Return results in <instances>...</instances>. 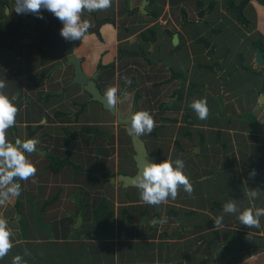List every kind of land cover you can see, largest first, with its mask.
<instances>
[{
  "label": "crops",
  "instance_id": "1",
  "mask_svg": "<svg viewBox=\"0 0 264 264\" xmlns=\"http://www.w3.org/2000/svg\"><path fill=\"white\" fill-rule=\"evenodd\" d=\"M143 1L112 0L107 10H85L82 20L90 27L105 23L73 53L103 96L109 87L120 90L121 118L141 110L153 116V131L139 136L147 153L157 163L183 159L194 192L181 188L175 200L153 206L134 186L117 181L137 173L130 124L118 123L81 84L71 83V66L47 77L65 62L60 52L45 53L67 42L61 21L42 10L29 33L25 19L13 13L15 0H0V15L11 10L5 21L11 33L0 32V63L16 42L9 55L14 67L0 75L4 94L19 108L7 138L36 139V148L45 150L28 154L34 178L19 181L20 196L0 207L14 244L0 264H11L17 254L23 264H264V216L259 227L238 220L253 204L264 208V66L256 62L257 48L264 51V4L250 0L241 15L232 7L242 0H147L141 12ZM185 21L205 23L208 49L190 40ZM30 35L35 45L27 44ZM148 57H169V65ZM196 99H206L213 116L191 123ZM50 156L70 164L55 171ZM245 189L260 195L250 201ZM229 201L237 203L236 213H223ZM100 202L112 211L105 236L93 214ZM221 214L223 225L216 228Z\"/></svg>",
  "mask_w": 264,
  "mask_h": 264
},
{
  "label": "clouds",
  "instance_id": "2",
  "mask_svg": "<svg viewBox=\"0 0 264 264\" xmlns=\"http://www.w3.org/2000/svg\"><path fill=\"white\" fill-rule=\"evenodd\" d=\"M111 6L112 0H15L14 12L17 15L33 14L43 18L42 10H47L62 22L60 35L66 41L71 42L81 40L90 28L89 22L82 20V13L85 10L88 12L107 10ZM10 11L7 10L6 14ZM4 88H6V83L0 80V207H6L14 198L20 196L22 188L19 181L34 178L37 168L28 158V154L37 150L38 143L36 139L22 141L17 138L14 143L8 140L7 130L16 125L19 108L13 103L12 98L4 94ZM119 93L120 90L117 87H109L106 90L104 95L110 106L118 103ZM125 96L131 99L127 91ZM190 108L201 120L209 117L210 110L206 99L194 100ZM260 122L264 123V120ZM154 127L155 120L148 111H136L131 116L127 133L130 137H139L150 134ZM184 169L185 163L181 158L158 163L145 162L143 170L133 177L132 184L138 189L143 203L153 206L166 204L169 199L177 198L181 188L189 195L194 192L193 184ZM255 172L253 170L250 175L254 176ZM245 194L250 201H254L260 195L256 189H245ZM237 211V203L234 201L223 205V213L232 214ZM262 216H264V208H257L253 204L252 207L239 212L238 220L246 227H259ZM223 221V214L215 217V227H222ZM165 222L166 220L159 221V223ZM12 236L13 230L9 227L7 219L0 216V259H3L13 248ZM11 264H23L22 255H15Z\"/></svg>",
  "mask_w": 264,
  "mask_h": 264
},
{
  "label": "water",
  "instance_id": "3",
  "mask_svg": "<svg viewBox=\"0 0 264 264\" xmlns=\"http://www.w3.org/2000/svg\"><path fill=\"white\" fill-rule=\"evenodd\" d=\"M249 1L250 0H242L239 5L233 6L232 9L235 11H238L240 14H242L243 9L249 3ZM255 1H258L259 3L264 4V0H255ZM145 3H147V0L143 1L142 5H141V12H143L144 5H146ZM204 14H205V12H200L198 14L197 18L201 19L202 15H204ZM22 15H25V14H22ZM36 18H37V16L34 15L31 19V21L29 22L31 33H33L35 30L34 24H35ZM103 23H105V21H95L93 26L89 28V30L84 34V36L86 34L87 35L88 34L98 35L99 27ZM184 27L186 29H189L192 32L190 37H189L190 40L194 41L197 44L202 45L205 49H208L210 44L207 40V36L203 34V29L205 27V23H200L199 21H196V22L185 21ZM80 41L81 40L71 41V42L67 41L64 43H56V44H52L50 47L45 49L46 54H53L56 52L62 53L65 57V60H66L63 63H59V64L54 65L50 69V73L47 74V77L50 76L53 71H57L58 69H61L63 66L72 65L73 79L71 80V83L76 82V83L81 84L84 87L85 91L91 96V99L94 102H97L98 104L101 105V107L103 109H107L111 112V114L115 115L118 123L130 124V121H131L130 118H121L120 117V112L116 108V105L110 106L108 104L106 97L101 94V92L98 89V87L96 86V83L94 82L93 78L88 79V77H86L83 74V71L81 69V61L73 53L74 49L78 46ZM27 44L35 45V42L32 40V35L29 36V41ZM172 44L173 45L177 44V36L176 35L173 36ZM36 46L40 47V49H43V47H44L43 43L36 44ZM171 55H172V53H170L169 57ZM169 57L166 60H160L159 58L148 57V60H150L151 62H154V63L160 62L162 64V66L166 67L169 65ZM256 62L259 66H264V51L260 47L257 48ZM209 116L211 117L213 115H209ZM200 120L201 119L199 118L198 115L195 117L188 118V121L191 123L198 122ZM16 139H17V137H16ZM131 140H132V145H133V149H134L133 160H134V163H135V166L137 169V173L133 176L119 175L117 177V181H121L124 187H133L132 179H133V177L137 176L139 172H141L143 170V166H144L145 162H155V157L152 155H149L147 153L146 146H145L144 142L139 137H131ZM36 149L37 150L35 152H37V153H40V154L45 153V150H41L39 148H36Z\"/></svg>",
  "mask_w": 264,
  "mask_h": 264
},
{
  "label": "trees",
  "instance_id": "4",
  "mask_svg": "<svg viewBox=\"0 0 264 264\" xmlns=\"http://www.w3.org/2000/svg\"><path fill=\"white\" fill-rule=\"evenodd\" d=\"M240 20L244 24H248L249 23V21L244 16H241ZM151 34L153 35V32L152 31H151ZM255 46L256 47L261 46L263 48V45L261 44V42L255 43ZM208 52H209V54L213 53V48H210L208 50ZM49 158H50V161H51V167L55 171H59L65 165L70 164V161H69L68 158L63 159V160H61L59 158H53L51 156ZM93 214H94V218L96 220V223H97L98 227L100 228V230L102 231L103 235L105 236L104 224L112 216V211L109 209V207H108V205H107L106 202H100L94 208Z\"/></svg>",
  "mask_w": 264,
  "mask_h": 264
},
{
  "label": "flooded vegetation",
  "instance_id": "5",
  "mask_svg": "<svg viewBox=\"0 0 264 264\" xmlns=\"http://www.w3.org/2000/svg\"><path fill=\"white\" fill-rule=\"evenodd\" d=\"M7 10H9L8 7L6 8V11ZM6 11L2 15H0V32L3 33V34H5V35H7V34L10 35L9 33H11V32H10L9 28L5 24L6 15H7L6 14ZM13 13L15 15H17L14 11H13ZM17 16L25 19V21H26L25 23H26L27 30L29 31V33H31L29 22L31 21L32 17H30V15H28V14H25V15L20 14V15H17ZM15 40H17V39H15ZM18 40H20V43H24V40L23 39L22 40L21 39H18ZM15 43L16 42L13 41V43L11 45H9L8 48H6V51L2 54V56H3L4 59L0 63V75H2L1 71L4 72L6 69L8 70V69H11L12 67H14L13 65H11V63L9 61V55L12 52V50H13V48L15 46ZM5 55L8 56V58H6ZM69 66L72 67V65H69ZM90 79H92V78H90ZM7 84H9V83H7Z\"/></svg>",
  "mask_w": 264,
  "mask_h": 264
}]
</instances>
